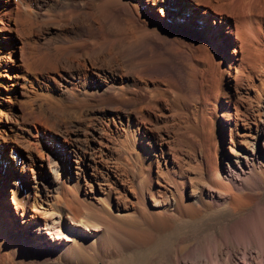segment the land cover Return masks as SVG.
<instances>
[{
	"label": "bare ground",
	"instance_id": "6f19581e",
	"mask_svg": "<svg viewBox=\"0 0 264 264\" xmlns=\"http://www.w3.org/2000/svg\"><path fill=\"white\" fill-rule=\"evenodd\" d=\"M184 1L0 0V74L20 72L17 79H25L21 87L28 94L27 66L22 69L9 48L14 46L13 34L26 47V33L21 28L25 17L45 14L48 21L52 16L56 22L65 20L69 37L66 43L49 47L58 64L55 61V69L48 71L40 97H46L55 112L65 111L69 101L83 103V116L93 122L100 120L104 133H116V148L122 154V162L117 165L123 172L121 179L104 178L99 183L100 192L94 193L97 199H90L88 191L83 190L89 184L86 172L79 164L89 154L90 141L82 139L81 132L75 138L78 145L70 150L64 146L61 151V155L69 152V156L79 159L75 178L64 170L61 157L50 159L38 154V159L34 153L20 158L18 155L15 165H24V169L39 167L41 177H35V193L12 188L14 176L11 181L0 182V264H45L52 259L58 264H115L114 259L123 253L147 247H152L153 252L165 248L186 229L191 233L190 239L194 238L206 221L195 220L206 210L223 205L224 200L227 206L223 215L218 216H227L231 223L208 243L192 246L186 254L195 264H246L254 256L259 258V264H264V203L259 195L264 190V155L255 149L258 140L254 139L258 137L243 133L252 157L238 160L235 167H226L220 125V116L230 111L227 102L238 104L230 80H225L226 63L237 100H249V110L255 114L244 111L245 118L261 120L264 0H192L197 7ZM34 6L43 12L37 13ZM146 8L160 12L163 19L154 21L145 13ZM201 22L209 35H198L191 28ZM169 35L178 43L176 53L186 60L185 76L178 81L153 79L149 75L152 71L147 54H152L155 40ZM63 66L68 73H61ZM113 102L118 106L107 105ZM93 103L102 105L94 107ZM0 111L6 118L5 124H0L1 155L6 145L15 142L18 121L10 104H4ZM172 118L175 135H187L185 143L190 144L197 158L192 173L180 165L175 167L179 156L174 155V166L164 157L167 139H163L162 130ZM116 121L120 123L118 130L114 128ZM154 121L159 127L155 138L161 136L164 141L154 151L156 154L147 151L143 144L151 139L149 124ZM27 132L31 137L43 133L32 123ZM194 137L201 139V149L192 141ZM99 142L98 156L103 160L106 143L103 138ZM166 143L170 146L168 140ZM97 153L90 155L95 170L100 169ZM232 153L241 159L238 152ZM46 165L50 172L41 169ZM93 172L89 176L91 187L96 176ZM21 174L26 176L23 171ZM118 181L121 187L116 188ZM114 191L119 204L114 202ZM238 249L245 252L243 261L235 257ZM184 259L179 253L177 264H185Z\"/></svg>",
	"mask_w": 264,
	"mask_h": 264
},
{
	"label": "rangeland",
	"instance_id": "374dc122",
	"mask_svg": "<svg viewBox=\"0 0 264 264\" xmlns=\"http://www.w3.org/2000/svg\"><path fill=\"white\" fill-rule=\"evenodd\" d=\"M184 2L193 3L194 5H196V7L198 6L197 3L192 0H185ZM34 9H36L35 11L37 13L43 12L37 6H34L33 10ZM144 11L150 18L154 19V21L159 20V18L163 19V15L158 11H151L147 8ZM32 17L34 18L35 16L33 15ZM32 17H29V18L25 17L26 23L22 22V25H21V28L23 27L22 30H24L26 33L25 35L26 37H24L27 40V41L25 40V42L27 43L26 47L27 48L29 47L28 49L30 50L25 51L26 47H24L21 40L18 39V37H16L15 34H13L14 39H12L14 46L13 45L9 46V48H11V50L14 51L13 57L21 65V68L23 69L24 65L27 66V70H28L27 77H29L28 79L30 80V83L27 82L28 91H29L28 94L25 93V91L22 90L23 87H21L22 85L25 84L24 83L25 79L24 80L23 78L17 79L16 75H18L20 72H17L16 70L15 72L13 71L12 73L3 72L2 74H0V110L3 108L4 104L6 105L7 103L10 104L11 106L14 107L15 118L18 121L17 122L18 126L15 132V135H14L15 142H13V144L10 143L11 145H6L4 150H2L3 153L0 155V182L4 184L6 181H9V180L11 181L12 179L11 176H14L15 178L12 179L11 184H10L12 188L17 187V189L21 190L22 192H24L25 190L27 191L30 190L32 193H35V189H34V185H35L34 182H36L35 177L36 176L39 178L41 177V175H39V172H38L39 167L31 166L29 168L24 169V165H20V164L15 165V162H14V160L16 161L18 159V155L20 158V155H28V153H34V155L36 156H38V154L40 156L43 154L45 158H50V159H53V158L55 159L56 157L63 158L64 162L62 161V163L64 164L63 166L64 170H67V172H69V174L73 176V178H75L76 173H77L76 167L78 166L77 162L79 159L73 155L69 156L68 154L69 152L68 153L65 152L63 153V155H61L62 154L61 151L62 149H65L64 146H67V150H70L73 146H76V144L78 145V141L75 138H77V133L81 132L82 134L81 133L80 134L82 135V139H88L90 143L88 144L89 154L85 156L84 160L79 161L80 162L79 164L80 166H82V168H84L86 172L84 174L86 177L85 176L84 177L88 180L89 184L91 183L89 176L91 177V174L93 171L95 172V173L93 172V174L96 175L94 176L95 183L92 184L94 186L91 187L89 184H85L83 190H84V193L88 191L87 193L90 199H97L94 193L100 192L99 183H102L104 181V178H107V177L113 179V176L115 177L117 176L121 179V176L123 173L122 169L119 167L120 165H117V163L121 164L122 162V154L119 151V149L116 148L118 147V145L116 144L117 143L116 140H118L117 135L116 133H114L115 135L112 134L113 132L108 134L105 131L104 133L103 131L104 128H103V125L100 123L101 122L100 120L93 122L92 119L91 121H89V117L83 116L81 113L83 112V110L86 109V106H84L83 103L81 102L74 103L72 101H69V103L68 102L66 103L65 111L55 112V111H51V109L54 108V105L49 103L50 101L46 102L48 101L46 100V97L43 96L45 100H43V97L42 98L40 97L42 93L40 90L42 86H44L43 83H46V81L48 80L47 73L49 70L51 71V69L53 68L55 69V65H56L55 55L51 52L49 47H56L58 46L59 43L60 45L63 44V42L66 43L65 41H67L69 35L65 30V24H64L65 20H61L60 21L61 23L57 21L58 22L57 23L56 21H54L53 16H52L50 18V21H48V18L45 14L41 16H39L38 14V17L34 19ZM29 19H32L33 22L35 21L33 25H31V23H27V22H32ZM169 20L171 19H168V21ZM46 21H48L50 24ZM202 24H203L202 22L199 23L197 27L194 24V26L191 28H193L194 31L198 33V35H202L204 33H205L204 35H206L208 33L205 30L204 25ZM25 25L27 26L29 25V26L27 27ZM63 37H66V39ZM165 37L166 39L159 37L160 40L161 39L165 40L164 43L160 41L159 39L155 40L153 42L154 50L153 52H151L152 54H149V53L147 54V56L150 57L149 64H150V68L152 71V72L149 71L150 72L149 75H151L153 79H159V80H171V81L172 80L178 81L179 79L182 80L183 77L185 76L186 60L181 54L176 53L175 50L179 46L177 45L178 43H176L177 41H174L175 39L172 37V35L165 36ZM61 40L62 42H60ZM23 52L26 54H24ZM49 60H50V63L48 62ZM235 67H236V62H234V71H235ZM229 69H230V66L228 63H226L225 71H224L225 80H228V81L230 80V83L232 84L230 88L233 92V98H235L236 102H238V104L240 105L237 104L236 106V104L234 105L232 102H229V101L227 102L226 105L227 107L228 106L230 107V111L228 112L224 111L226 116H220V125H221V130H222L221 131L222 133L221 142H223L222 148H223L224 155L227 158V161H225L226 163H224V165L226 167H230V166L235 167L237 166L238 160L243 161L248 156L252 157L251 154L253 153L251 150L247 149L245 140L243 139V136H242V135H245L243 133H248L247 135L251 137H256V136L258 137L257 139L256 138L254 139V142L258 140V146L256 144L255 149L257 150V152H260L264 155V104L260 106L261 107L260 112L262 113L261 120L259 118L258 120H256L255 119L256 117L255 118L250 117V119L252 120H249V119L247 120L245 118L246 116H244L245 115L243 113L244 111L245 112L248 111V113L253 116L255 114H253L252 110L251 111L249 110V108L251 107L249 104V100H247L245 97H239V95L238 97H239L240 102L237 100L236 93H235V87H234L235 84L233 81H231V78L229 77L230 75L228 73L230 71ZM231 70L233 71V69ZM61 73H68L67 67L63 66ZM231 74L234 75L235 72H232ZM243 84L244 83L242 81V84H241L242 87L244 86ZM225 86H228V84L225 83ZM240 91H244V90L240 87ZM10 96L11 98H9ZM70 102L74 104L72 103L70 104ZM93 104H94V107H99L100 105H102V103H98V104L93 103ZM113 104L114 106L115 104L117 105V103H114V102L112 104H107V105L113 106ZM239 111L241 114L239 113ZM154 112H156V110H154ZM174 119L175 118L171 119V123L164 124L166 128L162 130L164 134L163 139L166 138L168 142H170V146H168L169 143H166L167 140H164L166 142L162 141L161 136L160 138L158 137V139L155 138L157 137L156 136L157 135L156 132L158 130L157 128H159L156 125L157 123L155 121H154L155 125L148 123L150 125V129H152L150 131L151 139L146 140V142L143 144L146 146L145 149L147 151L154 152V151L159 150L160 144L164 142L165 150H166L164 157L168 159L169 161H172V165H173L175 164V161L177 160V159L174 160L175 159L174 155L177 157L179 156L178 160L176 161L177 165L175 164V167L178 168L180 165L181 169L183 168V170L189 173H192L193 172L192 167L196 166L197 158H195V156L193 155V152L189 148L190 144L185 143L189 139L187 135L186 136L185 135H175V131L173 127L175 126L174 125L175 121H173ZM5 122H6V118L2 117V121L0 124H5ZM29 122L32 123L34 127L37 126L38 129L42 131L43 133L42 134L37 133V136L31 137L27 132V126L30 124ZM118 125H120V123L116 121V125L114 124V128H116L117 130H118ZM164 125L162 124V126ZM246 125L250 129L246 130L245 129L247 127ZM249 130L251 132H249ZM33 131L36 132L37 130L33 128ZM111 135L113 137H111ZM15 137H17V139ZM102 138L104 142L106 143L105 152H104L105 159L103 160H101L100 156H98L99 155L98 150H100L99 140ZM220 138H221V135H220ZM192 141H194L197 144V148L199 149L202 148L203 145H202V141L200 138L194 137ZM118 152H120V154ZM232 152H238L239 153L238 156L240 157L242 156L241 159H238L237 156L234 155ZM91 153H97L96 158L99 160L98 166L100 168L98 170L93 169V166L95 165V163L93 164V161L90 159ZM38 159H39V156H38ZM42 166H45V165H42ZM116 166L118 168H116ZM41 169L46 171L48 169L47 165L46 167H42ZM32 170H34L33 173H32ZM22 171L26 173L25 177L21 174ZM118 171H119V174L121 175L117 173ZM48 172H50L49 169H48ZM100 173L102 175H99ZM14 179H17V180L15 181ZM118 182H120V184L115 185L116 188L121 187L120 186L121 181H118ZM49 187L52 188L51 185ZM116 194L117 192L114 191V194H113L114 202L119 204L118 199H117L118 194L117 195ZM259 195H261L260 196L261 200L264 203V190H262L259 193ZM226 206H227V203L224 200L223 205L219 207H215L211 210H206L201 217L196 219L195 221H204V220L206 221H204L205 224L199 229V233L194 238L190 239L191 233L188 232L189 229H186V231L178 235V237L175 238V240L170 241L167 246H164L165 248L162 247L158 251L153 252L151 251L152 247H147L144 249H139V250L137 249L136 251L131 252V253H123L122 257L118 259H114V262L115 260L117 262L115 264H177L176 259L179 253L180 254L182 253V255H184L185 257L184 260L186 261L185 264L187 263L195 264V261L191 259V257H189L186 253L189 252L192 246L196 247L197 245H205L206 243H208V241L211 240V238L215 234H221L225 225H229L231 223V221L228 220L227 216L225 218H220V219L218 216V215L220 216L223 215L222 211L226 208ZM228 213L229 215H232L231 211H229ZM234 218L236 217L234 216ZM187 221L190 222V220H187ZM195 221H191V222H195ZM34 228L36 227L34 226ZM162 237H160L159 239H161ZM158 243L159 241L155 244V246ZM252 252L255 253V250H252ZM244 253L245 252L243 250L238 249L237 253H235L236 259L243 261L242 256L244 255ZM254 255H256V253ZM255 257L256 256L250 259L249 263H247L248 262L247 261L246 264H259L260 263L259 258L256 257L257 260H255ZM14 263L17 264L18 262L14 261ZM27 264H33V263L32 261H30ZM45 264H58V262L52 259V260L46 261Z\"/></svg>",
	"mask_w": 264,
	"mask_h": 264
}]
</instances>
